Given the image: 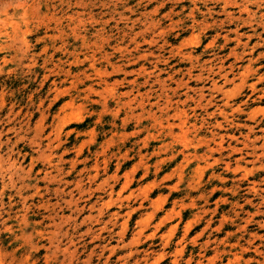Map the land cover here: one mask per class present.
I'll list each match as a JSON object with an SVG mask.
<instances>
[{
  "label": "rangeland",
  "instance_id": "obj_1",
  "mask_svg": "<svg viewBox=\"0 0 264 264\" xmlns=\"http://www.w3.org/2000/svg\"><path fill=\"white\" fill-rule=\"evenodd\" d=\"M0 264H264V0H0Z\"/></svg>",
  "mask_w": 264,
  "mask_h": 264
}]
</instances>
